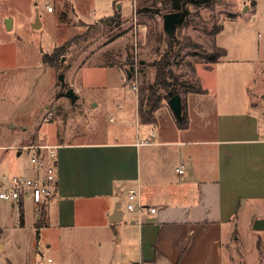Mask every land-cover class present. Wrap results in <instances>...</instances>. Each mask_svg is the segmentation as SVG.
Segmentation results:
<instances>
[{"label":"rangeland","instance_id":"1","mask_svg":"<svg viewBox=\"0 0 264 264\" xmlns=\"http://www.w3.org/2000/svg\"><path fill=\"white\" fill-rule=\"evenodd\" d=\"M244 2L215 0L200 7L189 3L188 24L177 28L172 38L173 73L218 91L222 114L227 108L259 111L252 103L260 99L264 111L262 58L256 64L217 65L202 57L212 50L213 31L223 20L237 12L253 15L244 9ZM145 8L150 10L147 14L136 13ZM117 11L120 22L99 24L84 40L89 26ZM163 13L162 0H0V174H31L32 153L21 148L26 144L114 135L120 121L118 106H129L135 94L138 98L142 81L154 79L153 61L170 41L163 29ZM6 19L12 20L11 28ZM152 29L163 32L160 42L150 36ZM260 32L263 43L264 29ZM73 37L80 42L72 44L61 66L44 61L46 53ZM107 53L117 65H102ZM131 61L135 70L129 80ZM62 73L64 84L59 79ZM70 87L79 96L75 102L65 94ZM8 203H0V264H107L111 260L98 211L87 215V220L79 213L71 231L43 226L38 235L35 216L41 211L34 213L29 202L21 227L22 213ZM255 233L258 238L245 233V253L239 257L235 253L233 264H264V230Z\"/></svg>","mask_w":264,"mask_h":264},{"label":"crops","instance_id":"2","mask_svg":"<svg viewBox=\"0 0 264 264\" xmlns=\"http://www.w3.org/2000/svg\"><path fill=\"white\" fill-rule=\"evenodd\" d=\"M244 1L253 15L222 21L214 43L226 55L212 64L264 60V0ZM203 89L184 96L187 128L178 126L168 102L155 111L154 124L143 123L135 94L129 106H118L114 135L47 141L59 146L58 193L43 205L44 226L71 231L79 213L87 220L98 211L111 247L107 264H233L235 253L244 255L245 233L258 238L264 230L254 228L264 218V111L260 99L252 103L259 111L222 114L218 91ZM131 188L144 209L126 208ZM29 202L8 203L22 213L21 227ZM117 205L122 219L112 223ZM33 206L34 213L42 207Z\"/></svg>","mask_w":264,"mask_h":264},{"label":"trees","instance_id":"3","mask_svg":"<svg viewBox=\"0 0 264 264\" xmlns=\"http://www.w3.org/2000/svg\"><path fill=\"white\" fill-rule=\"evenodd\" d=\"M163 6L165 8V13L174 12V11H182V16L179 20L177 28H181L188 24L187 15L190 13V10L187 8V4H194L196 7L200 6H211L215 0H162ZM150 10L139 9L137 12L141 14H147ZM158 12V11H155ZM163 13V14H165ZM162 14V16H163ZM121 20V12L117 11L115 14L101 18L98 20V24H94L93 26H89L90 28L87 30V33H84V40H87L90 35L95 33L97 29V25L101 24L104 26L118 23ZM97 26V27H95ZM95 30L93 31V29ZM221 29V26L217 27L216 30L213 31L214 37L217 32ZM93 31V32H92ZM151 37H155L156 40L160 42L163 37V32L158 33L155 29H152L150 32ZM76 37L68 39L60 45L54 47L51 53H46L44 55V61L47 62L52 67H59L62 65L64 56L69 51V48L72 44H77L79 41L76 40ZM172 39L170 38V41ZM174 40V38H173ZM170 41L166 42V47L160 53L159 59L153 61V65L156 68L155 77L151 82L142 81L140 86L139 94H138V103H139V114L141 121L143 123H155V111L162 106L163 103L168 102L170 98L169 92L171 91L173 94L180 93L183 101V112L182 118L178 119L176 117V122L179 127L187 128L189 126V117L186 109L185 103V95L189 92H205V89L202 88L197 82H188L183 81L180 75H176L173 73L171 69V63L173 59V46L174 43ZM188 41V40H187ZM75 42V43H74ZM186 43V42H185ZM81 43H79L80 45ZM188 44V43H186ZM226 55V50L222 47L217 46L213 40L212 50L208 53L202 55V57L209 63H216L220 60L221 57ZM105 59L102 63L104 66H115L117 65V61L111 57L110 53L104 55ZM131 67L134 65L133 61L130 62ZM141 67H144V63L140 64ZM139 66V67H140ZM134 67V66H133ZM138 67V68H139ZM135 70V68H134ZM140 70V69H138ZM131 77L129 78V80ZM44 205V204H43ZM40 208L41 214L39 216L37 228L38 235L40 232V228L45 224V209L44 207Z\"/></svg>","mask_w":264,"mask_h":264},{"label":"built area","instance_id":"4","mask_svg":"<svg viewBox=\"0 0 264 264\" xmlns=\"http://www.w3.org/2000/svg\"><path fill=\"white\" fill-rule=\"evenodd\" d=\"M52 11L51 6H47ZM137 13V9H136ZM132 88L137 89L133 84ZM154 136V133L152 134ZM155 139V138H154ZM151 140H145L142 143H149ZM22 150L31 151V163L33 173L29 176L18 174H0V201L19 202L31 201L37 205H43L58 193V145L49 143H32L21 147ZM179 173L184 172V167L176 168ZM140 193L137 188H131L127 193L126 208L135 210L136 207L144 209L140 203ZM155 212V208L149 209ZM51 262V259H49Z\"/></svg>","mask_w":264,"mask_h":264},{"label":"water","instance_id":"5","mask_svg":"<svg viewBox=\"0 0 264 264\" xmlns=\"http://www.w3.org/2000/svg\"><path fill=\"white\" fill-rule=\"evenodd\" d=\"M181 16H182V11L168 12V13L163 14L162 16L163 17V29L165 33L168 35V37L171 39L175 36V31L177 29ZM5 23L8 28L12 27L11 19H6ZM133 70H134L133 66L130 68V70H127L128 77L132 76ZM59 79L64 84V74L63 73L60 74ZM65 94L67 97L70 98L71 102H75L78 98V95L76 94L75 90L72 87L68 88ZM169 95H170V98L168 99V104L170 105L174 115L178 119H181L182 112H183L182 96L180 93L173 94L171 91L169 92ZM122 213H123V210L121 209V205H117L114 211V214L110 217V222L113 223V222H117L121 220ZM263 226H264V218L255 220L254 222L255 229H261L263 228Z\"/></svg>","mask_w":264,"mask_h":264}]
</instances>
